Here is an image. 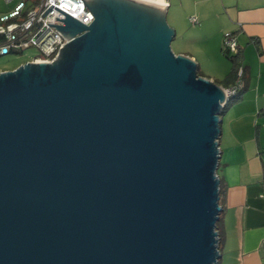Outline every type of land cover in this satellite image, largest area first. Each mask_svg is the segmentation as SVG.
Masks as SVG:
<instances>
[{
  "label": "water",
  "instance_id": "95a60500",
  "mask_svg": "<svg viewBox=\"0 0 264 264\" xmlns=\"http://www.w3.org/2000/svg\"><path fill=\"white\" fill-rule=\"evenodd\" d=\"M82 1L51 63L0 71V264H217L226 88L167 0Z\"/></svg>",
  "mask_w": 264,
  "mask_h": 264
},
{
  "label": "crops",
  "instance_id": "0c3cea01",
  "mask_svg": "<svg viewBox=\"0 0 264 264\" xmlns=\"http://www.w3.org/2000/svg\"><path fill=\"white\" fill-rule=\"evenodd\" d=\"M199 1L214 2L219 37L223 42L226 32L234 33L248 75L243 95L221 115L217 175L223 192L217 264H264V0ZM8 3L9 12L16 0ZM250 47L256 53L248 52ZM228 71L203 77L228 88L222 83Z\"/></svg>",
  "mask_w": 264,
  "mask_h": 264
},
{
  "label": "built area",
  "instance_id": "2783aa9c",
  "mask_svg": "<svg viewBox=\"0 0 264 264\" xmlns=\"http://www.w3.org/2000/svg\"><path fill=\"white\" fill-rule=\"evenodd\" d=\"M10 2L12 0H5ZM165 5V9L169 6ZM70 15L84 25H89L94 16L82 0H16L11 11L0 16V54L12 52V49H25L37 47L40 55L29 60V62H49L57 57L59 48L72 40L70 37L64 41L63 36L55 30V26L48 24L63 25L64 21L55 18H65ZM196 22L195 17L190 18ZM223 46L230 52H235L238 47L233 33L226 32L223 36ZM240 72V71H239ZM227 99L235 93V87H228Z\"/></svg>",
  "mask_w": 264,
  "mask_h": 264
},
{
  "label": "rangeland",
  "instance_id": "374dc122",
  "mask_svg": "<svg viewBox=\"0 0 264 264\" xmlns=\"http://www.w3.org/2000/svg\"><path fill=\"white\" fill-rule=\"evenodd\" d=\"M168 1L170 6L166 9V22L175 33L170 44L171 50L175 54L192 57L197 65V74L200 76L209 74L216 76L224 72L225 68L229 70L231 64L221 50L222 38L219 37L216 24L213 22V13L216 10L215 6L212 7L214 2ZM10 4L0 0V16L8 12ZM193 16L197 18L195 23L190 20ZM253 50L256 53L254 48ZM253 50L250 47L248 52L252 53ZM39 55L38 48L34 46L0 55V71L15 69ZM213 82L219 84V81ZM221 202L220 200V204ZM217 222L219 226L220 221Z\"/></svg>",
  "mask_w": 264,
  "mask_h": 264
},
{
  "label": "trees",
  "instance_id": "16d2710c",
  "mask_svg": "<svg viewBox=\"0 0 264 264\" xmlns=\"http://www.w3.org/2000/svg\"><path fill=\"white\" fill-rule=\"evenodd\" d=\"M1 40H3L2 35H0V42ZM21 50L23 49H12V52H18ZM221 50L223 54L225 55V57L230 61V64H231L229 71L225 74L222 80V83L227 87L228 86L235 87L236 89L235 93L232 94L228 98V100L222 107L221 113H223L233 102L238 100L243 95L245 90L247 89L248 75H247V70L242 63V58H243L242 48H240L239 45L235 52H230L227 49H225V47L223 46V42H222ZM222 192H223L222 186H221V183H219V204H220ZM216 229L218 231L219 242H220L221 232L219 230L218 222L216 223ZM219 242H218V247H219Z\"/></svg>",
  "mask_w": 264,
  "mask_h": 264
},
{
  "label": "clouds",
  "instance_id": "9594fccd",
  "mask_svg": "<svg viewBox=\"0 0 264 264\" xmlns=\"http://www.w3.org/2000/svg\"><path fill=\"white\" fill-rule=\"evenodd\" d=\"M167 8H168V7H167ZM167 8H166V9H167Z\"/></svg>",
  "mask_w": 264,
  "mask_h": 264
}]
</instances>
